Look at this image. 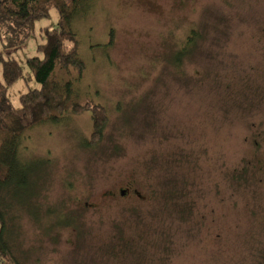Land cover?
<instances>
[{"label": "rangeland", "instance_id": "1", "mask_svg": "<svg viewBox=\"0 0 264 264\" xmlns=\"http://www.w3.org/2000/svg\"><path fill=\"white\" fill-rule=\"evenodd\" d=\"M75 19L81 98L104 106L103 135L92 139L89 106L25 132L39 208L24 211L13 254L21 264H264V173L253 167L264 168V0H93ZM58 20L53 8L11 51L19 79L6 83L0 67L16 109L39 88L26 59ZM187 21L205 25L203 37L178 62ZM245 168V185L225 179ZM128 184L140 199L106 198ZM113 235L130 248L96 250Z\"/></svg>", "mask_w": 264, "mask_h": 264}, {"label": "trees", "instance_id": "2", "mask_svg": "<svg viewBox=\"0 0 264 264\" xmlns=\"http://www.w3.org/2000/svg\"><path fill=\"white\" fill-rule=\"evenodd\" d=\"M92 1L0 0V42L3 53L8 56L4 60L3 53L0 52V67L6 83H12L22 76L20 66L11 58V51L22 46L33 33L35 22L47 18L50 10L54 8L59 16L54 27L45 28L43 31L45 42L37 48L40 56L26 59L27 75L32 77L39 88L21 95L20 106L16 109L0 87V264H21L18 257L13 254L16 238L13 235L17 234L15 228L19 229L18 225H21L24 211L29 212L39 206L37 201L39 176L34 180V174L39 171L40 163L26 161L20 156L21 143L26 139L25 132L41 121L57 124L62 118L85 112V107L89 106L92 107V139H100L103 135L106 123L104 106L90 99L81 98L80 82L84 73V63L78 52V40L73 31L75 18L81 15ZM194 23L187 21L180 49L178 44L172 52L178 62L180 57L185 59L190 56L191 46L203 37L205 25ZM67 42H70L72 47L68 46ZM110 44L109 40L108 46ZM178 62L174 64V68L179 69ZM132 106L134 105L130 104L133 111ZM254 164L256 174H263L262 165L255 167ZM225 179L231 184L234 181L237 186L245 185L248 179L247 169H240L237 172L234 170L228 173ZM257 181L262 182L263 179L259 178ZM178 195L181 196L179 192ZM63 213L62 220L72 219L70 212ZM32 217L34 224L38 225V221L41 220L40 213V220L38 216ZM11 222H14L15 226H12ZM129 248V242L125 238L113 235L111 241L109 239L96 250L103 249L110 255H117Z\"/></svg>", "mask_w": 264, "mask_h": 264}, {"label": "flooded vegetation", "instance_id": "3", "mask_svg": "<svg viewBox=\"0 0 264 264\" xmlns=\"http://www.w3.org/2000/svg\"><path fill=\"white\" fill-rule=\"evenodd\" d=\"M141 197L142 196L139 194L138 189L133 188L132 184L125 185L122 188H118L115 192L114 190H110L108 192V196H106L108 200H117L118 198L120 199H130V198L140 199Z\"/></svg>", "mask_w": 264, "mask_h": 264}]
</instances>
